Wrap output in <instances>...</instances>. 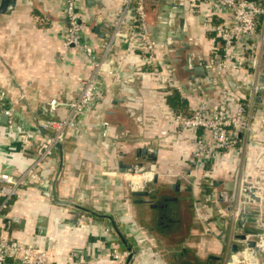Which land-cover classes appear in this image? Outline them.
<instances>
[{
	"label": "crops",
	"instance_id": "0c3cea01",
	"mask_svg": "<svg viewBox=\"0 0 264 264\" xmlns=\"http://www.w3.org/2000/svg\"><path fill=\"white\" fill-rule=\"evenodd\" d=\"M118 1L76 0L83 12L96 15L95 19L87 20L84 33V39L93 46L95 52H98V44L109 30V21ZM183 14L189 50L206 61L213 56L210 48L213 32L208 31V25L193 15ZM146 18L151 24L155 17L147 13ZM218 20L215 17L212 24ZM95 24H99L97 33L92 30ZM64 25L61 1L16 0L11 10L0 15L1 101L19 117L17 122L27 129L31 140L30 143L21 144L16 137V127L9 129L0 121V172L15 175L27 166L33 156L32 143L46 135V131L36 127L34 119L65 116L67 110L64 104L75 96L79 79L90 68L81 51L61 47ZM151 32L155 39L162 40L153 30ZM215 41L219 42L218 39L213 40L215 45ZM254 43L257 47L255 67L257 64V74H262L264 78V17L257 20ZM179 44L174 41L173 47ZM118 46L115 45L111 51L109 65L119 72L120 80L118 83L112 82L108 71H101L97 75L99 92L94 104L77 119L80 131H65L61 142V168L54 185L56 199L67 200L74 190L83 191L88 194L90 208L109 214L119 230L121 227L129 232L139 229L146 239L154 241L152 246L159 252L150 253L146 255L147 258L142 256L146 254L144 250L139 251V254L137 252L139 258H144L145 264H157V258L160 257L162 263L170 264V255L179 248L188 264H230L226 261L229 235L240 230L233 227L234 204L229 211L226 207L230 205L231 198H228L233 193L235 201L238 200L236 187L239 183L251 185L257 197V202L247 207L253 212L246 218L247 237L256 238L259 225L262 226L264 222V157L259 154L260 148L254 147L255 144L251 149L248 148L240 156L242 162L239 161L235 167L233 160L237 157L232 155L226 157L229 159L228 164L213 165L210 160L202 158L200 164L195 165L189 144L177 143L171 137L153 140L159 130L171 126L163 105L167 104V97L177 91L171 90L163 97L157 82L144 72L137 57L124 55L119 48L124 45ZM163 53L182 90L177 92L179 99L184 102V108L180 111L189 114L195 106L214 107L216 91L201 80L199 85L192 83L190 86L187 82L188 73L180 65L172 66V53L168 49ZM214 54L219 55L216 52ZM230 70L224 72L223 77L233 87L231 100L242 99L253 70L249 68L245 71L238 67ZM208 73L211 74L209 70ZM260 98L261 102L256 103L253 96V134L256 140L264 142V128L258 125V122H262L260 119L264 118V88ZM51 99L58 104L50 107L48 102ZM41 106L46 109V113H36ZM102 121L107 122L105 127ZM103 129L105 136L101 135ZM141 147L157 151L154 161L157 182H173L176 177L183 176L180 174L183 169L188 178H202V184L206 186L205 182H208L212 187L208 193L204 187L201 188V196L197 195L199 189L193 188L189 199H178L175 210L171 209L168 215L172 221L169 222L165 237L148 232L147 229L155 223L149 219L151 212L134 202L136 197L130 195L132 190L123 177L127 170L118 169V161L134 162L137 158L135 149ZM57 163V153L44 162L40 169L43 180L52 179ZM255 163L258 172L254 170ZM141 177L131 176V179L139 182ZM154 186L157 194L166 192L165 188ZM187 200L191 201L192 208H188ZM3 217L2 222L11 218L22 221L19 226L11 220L8 229L4 224L8 236L41 250L53 245L49 264H117L105 256L110 245L121 244L119 240V243H113L114 239L106 232L107 227H110L106 219L88 216L86 221L72 224L70 219L73 217L67 207L52 203L32 185L21 188L19 196L12 200ZM132 238L135 240L134 234ZM261 258L264 261V256Z\"/></svg>",
	"mask_w": 264,
	"mask_h": 264
},
{
	"label": "built area",
	"instance_id": "2783aa9c",
	"mask_svg": "<svg viewBox=\"0 0 264 264\" xmlns=\"http://www.w3.org/2000/svg\"><path fill=\"white\" fill-rule=\"evenodd\" d=\"M53 1H61L63 5L65 25L61 47L81 51L86 56L90 68L87 74L79 79L75 96L64 104L67 110L65 116L35 121L36 127L46 131V135L32 143L33 156L27 166L15 175L0 172V264H49L53 256V245L41 250L8 236L2 222L3 216L12 200L19 196L22 187L42 183L40 169L55 153L54 143L62 142L67 129L73 133L80 131L77 119L94 104L99 92L97 75L106 70L112 82L118 83L120 80L119 72L109 65L111 51L115 45H124L123 48L118 46L124 55L137 57L144 72L150 74L157 82L163 97L171 90L182 91L171 67L163 58L165 42L155 39L149 29L144 8L145 0L118 1L114 15L109 21V30L98 44V52H95L93 46L84 39L87 20L95 19L96 15L83 12L76 0ZM183 2L184 12L208 25L207 30L213 32V37L210 38L213 56L205 62L211 72L212 80L209 86L216 91V102L210 109L195 106L189 114L175 112L164 104V114L169 118L171 126L169 129L159 130L158 135L152 139L159 141L171 137L177 143L189 144L195 165H199L202 158L210 160L213 165L228 164L229 159L226 157L232 155L238 159L233 160L235 167L239 161L242 162L240 156L254 144V147L260 148L258 152L264 157V142L256 140L253 134L252 115L253 87L258 73L257 64L255 67L257 47L254 40L257 20L259 17H264V0H184ZM215 17L219 20L212 24ZM215 39L219 41V55L214 54L217 51V46L213 42ZM232 67L245 71L249 68L253 70L245 96L242 99L235 98L234 101L231 100L233 87L223 77V73L231 71ZM1 100L0 92V115L6 116V127L9 129L16 127V137L21 144L30 143L27 129L17 122L19 117L9 107L3 105ZM55 104L58 103L54 99L48 102L50 107ZM260 121L262 122H258V125L263 129L264 118L262 117ZM101 123L103 127L107 125L106 121ZM101 135H106L104 129ZM254 167L258 172L256 163ZM146 168L140 174L150 175L142 177L141 183L150 181L154 174V164H149ZM128 175V172L123 173L131 190L139 189L141 184L132 187ZM262 245L261 253L264 255V225ZM120 253V248L112 244L105 251V256H111L121 264ZM238 254L241 258L236 255L237 260L234 264H263L260 258L247 252L246 247L241 248ZM246 254L250 255V260L253 262L247 260Z\"/></svg>",
	"mask_w": 264,
	"mask_h": 264
},
{
	"label": "water",
	"instance_id": "95a60500",
	"mask_svg": "<svg viewBox=\"0 0 264 264\" xmlns=\"http://www.w3.org/2000/svg\"><path fill=\"white\" fill-rule=\"evenodd\" d=\"M184 0H169V8L182 6ZM16 3V0H0V15L7 13L9 10H11ZM180 23L182 26V30L185 29V18L180 19ZM99 28V24H95L93 27V32L97 33V30ZM101 36V35H99ZM169 40L167 41V47L169 48ZM186 64L182 66L183 71L188 73L187 76V82L191 86L192 83L195 85H199L200 80L205 82L206 84L211 83V76L208 73V66L205 62V60L199 56L195 62L192 61L191 56H186ZM264 88V78L262 74H257L255 78L254 83V101L256 103L261 102V90ZM46 109L42 106L39 108V110L36 111V113L44 114L46 113ZM0 121L4 122L6 121V116L0 115ZM36 119H34V122ZM54 151L58 155V163L56 171L52 177L51 180L44 179L41 184L32 185L35 189H37L40 194L44 197L49 198L52 203L56 205L65 206L69 209L70 215L73 217L70 219V223L77 224L81 221H86L88 216L95 217L97 219H106L109 222V225L111 229L113 230L114 234L118 237L119 241L121 242L122 246L125 249V256L124 260L121 264H129L131 256H132V246L130 245L129 241L122 235L120 230L115 225L112 217L107 213H99L95 211L94 209L90 208L88 205V194L83 191H73V195L68 196L67 200H58L56 199V195L54 192V185L57 180L60 168H61V159H62V153H61V142H55L54 143ZM156 149L154 148H148V147H141L135 149V155L137 157L135 162H129V163H122L121 161H118V169L120 171L127 170L131 174H140L144 171V169L147 167V164L154 163L156 158ZM147 163V164H146ZM155 181H156V175L153 174V179L151 181L142 182L139 189L132 190L130 192V195L133 197H141L146 196L147 194H150L156 190L155 188ZM151 185V186H150ZM150 186V188L144 189L145 187ZM237 188V197L238 200L235 202L233 201L235 194L233 193L231 196V202L230 205L226 207V210L229 211L231 206L234 204V209L232 212L234 224L233 227H235L236 230H240L238 233H230L229 235V247L227 249V257L226 261L227 263L231 262V257L233 255H237L240 251V246L245 245L246 251L250 252L252 256L255 257H263L261 253L262 248V233L260 236H257L256 239H250L247 238L246 234V218L249 215H253L252 211L248 210V204L250 203H256L257 197L255 196V190L254 188L249 185L248 183L241 182L239 183ZM260 190V189H259ZM16 221L19 226H21V220L11 218V219H4L5 228L8 229L9 222L10 221ZM264 264V261H263Z\"/></svg>",
	"mask_w": 264,
	"mask_h": 264
},
{
	"label": "flooded vegetation",
	"instance_id": "af4514ba",
	"mask_svg": "<svg viewBox=\"0 0 264 264\" xmlns=\"http://www.w3.org/2000/svg\"><path fill=\"white\" fill-rule=\"evenodd\" d=\"M144 8H145L146 17H147V13L148 14L151 13L155 17L151 21V24L148 23V26L150 27L151 30H153L156 36L162 38V40L165 42L166 50L168 49V51L172 53L173 59H170L172 66L173 64L174 66L180 65L182 69V66L186 64L185 61L187 55L191 56L192 61L193 59H195L196 61L199 55H195L193 52L189 50V38L187 36L188 31L186 28V24H185V29L182 30V26L180 23V19L184 18V14H183L184 2L183 5L180 7L177 6V7L169 8V0H145ZM168 40L170 45L169 48L167 47ZM174 41L180 43L176 48L173 47ZM149 164H154V163H149ZM138 183L139 182H135V184ZM155 185L156 187L159 188L162 187L165 188L166 192L163 191L157 194L155 190L154 192L147 194L146 196L134 198V202L142 205L149 212H151V214L149 215V219H152V222L155 221V223L153 222V226L147 229L148 232L158 233L160 237H165L166 233L168 232L167 227H169L168 226L169 222L172 221V219L168 217V215L172 212L171 209L175 208V204L178 201V199H185V198L189 199L190 196L193 194L192 193L193 187L189 181L187 174L186 175L184 174L183 176H179L178 178L176 177L175 180L170 183H166L162 181L157 182L156 180ZM150 186L145 187L144 189L150 188ZM202 192L204 193V189H202ZM230 198L231 196L228 199ZM233 201L235 202V197ZM186 203L189 205L188 208H192L191 201L187 200ZM199 206L200 204L198 205V207ZM263 225L264 224H262V226ZM261 233H262V229L260 228L259 225V231L257 232L256 239L258 238L257 236L261 235ZM240 247H246V246L241 245ZM248 256L250 257V255ZM169 259H170V264H188L187 259L185 258L180 248L178 251H174L170 255ZM217 261H218V257H216V262Z\"/></svg>",
	"mask_w": 264,
	"mask_h": 264
},
{
	"label": "rangeland",
	"instance_id": "374dc122",
	"mask_svg": "<svg viewBox=\"0 0 264 264\" xmlns=\"http://www.w3.org/2000/svg\"><path fill=\"white\" fill-rule=\"evenodd\" d=\"M147 166H148V164H147ZM157 167L155 166V169H156ZM145 169H147V168H145ZM144 169V170H145ZM255 170V169H254ZM128 171H126V173H127ZM181 173V175H184V172H183V169H181V171H180ZM128 173H130V172H128ZM201 179V180H200ZM189 178V181H190V183H191V185H192V187L194 188V189H199V194H197L198 196L200 195L201 196V191H200V189L201 188H205V192L206 193H208V192H210L211 191V189H212V187H211V185H208V182H205V184H206V186L204 185V183L202 184V182H200V181H202V178ZM126 183H127V185L129 184L128 183V181L126 180ZM209 202V201H208ZM208 202H206V204H207V206H210V204L208 203ZM263 224H264V222H263ZM117 226V225H116ZM260 228L261 229H263V226H260ZM118 229H119V227H118ZM141 230V229H140ZM122 231V232H121ZM106 232H108V233H110V235H111V237L114 239L113 240V243H115L116 244V242L117 243H119V239H118V237L114 234V232H113V230L111 229V227H107V230H106ZM120 232L122 233V235L127 239V241H129V243H130V245L132 246V249H133V251H132V256H131V259H130V264H145V262H144V258H147L146 257V255H151L150 253H155V254H159V252L157 251V253H156V251H155V249L153 248V243L152 242H154L152 239V241L151 240H148V239H146L145 238V236L143 235V232L141 233L140 231H139V229L138 230H135L134 232H129V231H127L126 229L124 230L122 227H121V229H120ZM134 234V236H135V240H133V238H132V234ZM148 238H149V236H148ZM255 239V238H254ZM116 241V242H115ZM110 242H111V240H110ZM118 248H120V254L122 255V259H121V262L124 260V256H125V249H124V247L119 243L118 244ZM241 248H244V247H240V249ZM142 250H144V252H146V254H142V256L144 257H141L140 256V258H139V251H142ZM137 252H138V254H137ZM159 257H160V255H159ZM237 257L238 258H241L240 257V254H237ZM110 258L111 259H113L111 256H110ZM161 258V257H160ZM160 258H157L158 259V263L157 264H164V263H162L161 261H160ZM114 261H116L117 262V264H120V263H118L119 261H117V260H115V259H113ZM260 260H263V258H260ZM133 261H135L134 263H133ZM239 264H244V263H239Z\"/></svg>",
	"mask_w": 264,
	"mask_h": 264
},
{
	"label": "trees",
	"instance_id": "16d2710c",
	"mask_svg": "<svg viewBox=\"0 0 264 264\" xmlns=\"http://www.w3.org/2000/svg\"><path fill=\"white\" fill-rule=\"evenodd\" d=\"M216 42V41H215ZM216 46H217V51L216 53H218L219 49H220V45L218 42H216ZM177 92L173 91L171 94H170V97H167L166 99V103L167 105L172 109L174 110L175 112L179 111L181 112L180 110L184 108L183 106V101L181 99H179V97L177 96ZM183 113V112H182ZM184 114V113H183Z\"/></svg>",
	"mask_w": 264,
	"mask_h": 264
},
{
	"label": "bare ground",
	"instance_id": "6f19581e",
	"mask_svg": "<svg viewBox=\"0 0 264 264\" xmlns=\"http://www.w3.org/2000/svg\"><path fill=\"white\" fill-rule=\"evenodd\" d=\"M147 174H149V173H147ZM138 175H142V177H144L145 176V174H129L128 175V179L131 181V183H130V185L132 186V187H138L140 184H141V179L139 180V183L138 184H135V182H137V181H134L133 179H131V176H138ZM144 175V176H143ZM150 175V174H149ZM141 177V178H142ZM249 255V254H248ZM247 254H246V256H247V260H249L250 262H253V261H251L250 260V257L248 256ZM231 262H230V264H234V262H236V260H237V257H236V255H233L232 257H231Z\"/></svg>",
	"mask_w": 264,
	"mask_h": 264
}]
</instances>
